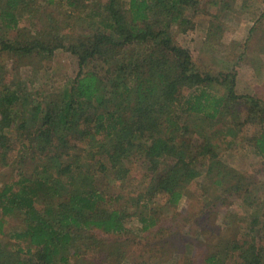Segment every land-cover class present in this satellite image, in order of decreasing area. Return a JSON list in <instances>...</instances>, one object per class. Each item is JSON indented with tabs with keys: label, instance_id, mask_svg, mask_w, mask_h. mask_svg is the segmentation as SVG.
I'll use <instances>...</instances> for the list:
<instances>
[{
	"label": "trees",
	"instance_id": "16d2710c",
	"mask_svg": "<svg viewBox=\"0 0 264 264\" xmlns=\"http://www.w3.org/2000/svg\"><path fill=\"white\" fill-rule=\"evenodd\" d=\"M28 1L0 0V27L17 30L22 14L29 9ZM38 1L48 8L74 3ZM236 1L211 0L210 5L224 16L234 11ZM196 5L197 0L97 1L94 17L98 21L93 23L102 32L86 42H75L67 35L58 36L54 46L41 38L0 42V53L14 63L49 59L57 47L75 56L78 63L70 85L54 92L46 104L28 94L21 100L10 86H0V169L12 170L15 176L0 188V234L5 220L16 217L22 226L9 239L24 246L12 249L0 241V264H73L80 254L77 242L90 240V232L118 234L125 230L128 210L136 209L137 203L124 195L113 198L96 190L92 175L83 170L85 166L90 172L84 165L87 160L96 161L118 186L127 181L128 163L139 161L145 172L142 195L147 199L165 196L168 205L179 203L187 186L201 175L210 180L216 171L217 181L232 179L235 173L215 153L212 140L216 132L210 140L212 163L204 170L194 164L211 154L205 136L204 147L194 153L196 160L189 158L192 143L186 145L181 136L188 135L187 130L182 133L190 116L218 122L227 114L226 102L247 104L244 121L259 128L247 142L253 154L264 159V104L250 96H237L235 73L227 72L228 68L216 74L199 71L190 54L170 37L172 27L190 23L184 11ZM259 17H264V11ZM219 22L217 15L212 16L210 40L225 27ZM256 22L251 34L260 28ZM98 63L108 66V75L94 70ZM113 66L116 68L110 69ZM226 85L223 92L221 87ZM25 109L34 121V131L20 144L29 151L11 157V130L24 128L21 115ZM229 131L235 130L229 127ZM80 152L86 153L84 164ZM142 207L140 214L146 212L145 203ZM138 220L143 222L144 217ZM233 250L238 258L234 264H264V248L235 246ZM224 260L223 252H217L204 264H225Z\"/></svg>",
	"mask_w": 264,
	"mask_h": 264
},
{
	"label": "rangeland",
	"instance_id": "374dc122",
	"mask_svg": "<svg viewBox=\"0 0 264 264\" xmlns=\"http://www.w3.org/2000/svg\"><path fill=\"white\" fill-rule=\"evenodd\" d=\"M97 1L105 0H74L73 5H62L61 8H48L38 0H29L26 6L29 9L22 14L17 30L0 27V42L41 38L54 46L55 40L60 39L58 36L64 35L75 42H86L97 31L102 32L93 23L98 21L94 17ZM210 1L197 0L195 8L185 9V17L190 23L171 28L173 43L190 54L199 71L216 74L228 68L227 72H234L236 95L250 96L264 104V17H259L264 11L263 1L235 0L234 11L224 16L216 6L210 5ZM214 15L225 27L210 40L209 24ZM256 20L255 26L258 23L260 28L251 34ZM98 64L100 66L94 70L101 76L108 75V66ZM77 72L76 57L60 47L52 51L49 59L26 63H14L6 54L0 53V79L3 78L0 86H10L21 100L28 94L40 97L46 104L54 92L70 85ZM221 88L224 92L227 85ZM226 110L227 114L213 123L190 116L182 133L184 135L187 130L188 135L181 137L186 139L183 140L186 145L192 143L189 158L193 160H196L194 153L204 147L203 137L208 140L211 154L199 163L198 160L194 162L198 170H204L203 167L213 161L209 159L214 154L210 140L216 132L212 140L220 159L216 160L228 166L235 173L234 177L224 183L217 181L216 171L211 173L210 180L201 175L191 181L176 205H168L162 195L144 198L141 190L145 188V172L139 161L128 163L127 181L118 186L103 174L96 161L87 160L84 164L86 153L80 152L79 157L89 166L90 172L85 166L83 170L92 175L96 190L113 198L124 195L138 207L128 210L126 227L121 233L104 234L94 230L88 235L90 240L77 242L80 254L74 257L73 264H204L206 258L217 252H223L225 264H234L238 259L233 250L235 246L264 248V159L257 158L247 142L259 128L245 123L249 111L247 104L226 102ZM21 119L25 120L24 128L11 130V157L29 151L21 145L34 131L28 109L22 112ZM229 127L235 131L230 132ZM207 128L209 130L203 132ZM229 132L230 136H227ZM22 134L24 137H20ZM14 178L12 170L0 169V188ZM144 203L146 212L140 214ZM142 217L144 221L139 222ZM21 224L16 217L5 220L0 241L4 240L12 249L24 247L9 239V234L21 228Z\"/></svg>",
	"mask_w": 264,
	"mask_h": 264
}]
</instances>
